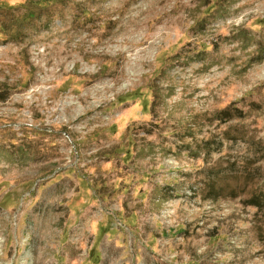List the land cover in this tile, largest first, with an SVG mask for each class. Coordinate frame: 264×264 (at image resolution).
<instances>
[{
	"label": "rangeland",
	"instance_id": "1",
	"mask_svg": "<svg viewBox=\"0 0 264 264\" xmlns=\"http://www.w3.org/2000/svg\"><path fill=\"white\" fill-rule=\"evenodd\" d=\"M254 192L264 0H0V264H264Z\"/></svg>",
	"mask_w": 264,
	"mask_h": 264
},
{
	"label": "trees",
	"instance_id": "2",
	"mask_svg": "<svg viewBox=\"0 0 264 264\" xmlns=\"http://www.w3.org/2000/svg\"><path fill=\"white\" fill-rule=\"evenodd\" d=\"M240 189V187H239ZM257 192H254L253 195L251 196V200H249L247 203L249 206H252V207H255V208H258L260 209L261 208V205H262V202H264V197H258L257 195Z\"/></svg>",
	"mask_w": 264,
	"mask_h": 264
}]
</instances>
